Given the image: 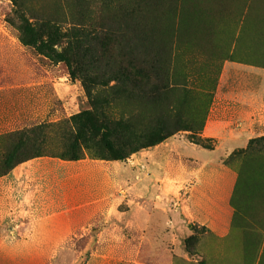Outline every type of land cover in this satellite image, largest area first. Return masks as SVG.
<instances>
[{
	"label": "rangeland",
	"instance_id": "374dc122",
	"mask_svg": "<svg viewBox=\"0 0 264 264\" xmlns=\"http://www.w3.org/2000/svg\"><path fill=\"white\" fill-rule=\"evenodd\" d=\"M25 22L40 27L36 37L43 43L41 53L20 41ZM54 23L59 37L50 28ZM79 27L81 44L72 41L64 56L68 33ZM52 50L56 53L47 55ZM227 60L264 67V0H0V135L60 124L95 108L106 109L112 118L121 113L132 117V132L139 139L123 151L150 143L151 132H167L169 138L186 133L191 141L209 147L195 133L204 125ZM85 81L93 82L90 99ZM162 85L168 91L161 90ZM52 130L46 131L45 142L51 148L59 144ZM119 141L124 142L121 137ZM245 154H253L252 163L239 174ZM133 155L117 162L126 165ZM225 164L244 181L245 192L238 199L243 211L247 204L249 222L235 224L249 227L252 222L246 246L252 260L264 227V140L233 151ZM127 191L124 171L121 206L128 204ZM174 204L164 200V205ZM52 225L64 223L56 219ZM189 231L178 245L161 247L159 254H172V264H247L239 229L227 242L192 225ZM45 236L40 232L39 244L23 247L24 264H128L102 259L118 247L97 245L93 228L63 241ZM138 253L147 252L140 247Z\"/></svg>",
	"mask_w": 264,
	"mask_h": 264
},
{
	"label": "crops",
	"instance_id": "0c3cea01",
	"mask_svg": "<svg viewBox=\"0 0 264 264\" xmlns=\"http://www.w3.org/2000/svg\"><path fill=\"white\" fill-rule=\"evenodd\" d=\"M197 136L211 145L179 133L126 165L49 157L17 165L0 177V264H24L23 247L39 244L40 232L63 241L93 228L97 245L118 247L102 259L128 264H172V254L163 256L160 248L178 245L191 225L227 242L236 230L231 198L237 172L225 159L264 137L263 66L223 63ZM124 171L128 204L121 206ZM167 199L175 204L164 205ZM56 219L64 225H52ZM140 247L147 253L139 254Z\"/></svg>",
	"mask_w": 264,
	"mask_h": 264
},
{
	"label": "trees",
	"instance_id": "16d2710c",
	"mask_svg": "<svg viewBox=\"0 0 264 264\" xmlns=\"http://www.w3.org/2000/svg\"><path fill=\"white\" fill-rule=\"evenodd\" d=\"M50 28L54 29L59 37L60 32L57 29L58 27L56 26V23H54V25ZM40 31V27L35 29L32 28L30 24L25 22L20 31V41L24 45L39 48V52L41 53L43 43L40 42L39 44L41 37H36L39 35L38 33H40ZM30 33L32 34V37L27 39ZM68 35L69 38L66 44L67 46L63 50L64 56L71 51L70 44L72 41H74L73 43L81 44L82 39L80 27L79 29H72ZM25 38L28 41H26ZM48 42H50V39L49 41L47 40V43ZM51 53L56 52L52 50L50 51V54L48 53L47 55L51 56ZM125 71L126 70H123V72ZM120 73L124 74L122 72ZM125 74L128 75V73ZM91 84H93L92 81H87L84 84L89 99L91 98L92 93V89L90 88ZM115 89H117L119 92L123 91L122 87H117ZM161 90L168 91L164 85H162ZM131 118L132 117L130 115L124 113L118 115L117 118H112L106 109L99 111L98 109L92 108L91 111L81 112L72 117L70 120L61 122L60 124L39 125L33 127L32 129H25L19 132L17 131L0 135V142L3 145L0 147V177L8 174L17 165L40 157H49L62 161H79L85 159V157L88 156L93 160L123 161L142 149L151 148L164 142L171 136V134L167 132L164 134L151 132L149 134V137L152 139L150 143H141L139 147L132 149L129 152L123 151V147L129 146L131 143L137 142L136 140L139 139L138 135L132 132L133 127ZM51 128L55 130V135H57L56 138L59 140L57 147L52 148L45 144V142L48 140L46 131ZM202 128L203 124L197 130L195 135L199 134L202 131ZM115 135H118V137L115 138ZM119 137H121L124 142L119 143ZM111 138L112 140L115 138V142L112 143L110 141ZM263 140L264 137L252 140L249 142V145ZM39 142L40 144H38ZM194 143L202 145L197 142ZM252 157L253 154H245L243 156L239 174L245 173V166L249 163H252ZM242 180V176L237 175L234 192L231 198V206L234 209L233 227L239 229L241 232L243 242V261L247 264H264V227L260 230L261 236L257 238V243L252 251V260H250L246 254V246H248V240L250 241L249 232L254 231L252 222L250 223L249 227H237L235 224L238 220H244V224L249 222L247 216L249 209L246 207L247 204H244L243 211L241 208V202L239 201L240 199H238L239 195H242V192H245L244 181ZM235 199H238V201ZM240 210L244 212L245 215L241 213Z\"/></svg>",
	"mask_w": 264,
	"mask_h": 264
}]
</instances>
